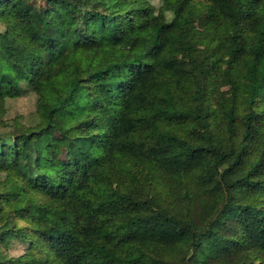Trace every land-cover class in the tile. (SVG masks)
I'll return each instance as SVG.
<instances>
[{
    "label": "trees",
    "instance_id": "trees-1",
    "mask_svg": "<svg viewBox=\"0 0 264 264\" xmlns=\"http://www.w3.org/2000/svg\"><path fill=\"white\" fill-rule=\"evenodd\" d=\"M19 1L0 0V245L28 247L0 264H264V0L216 12L244 40L228 58L193 22L205 0Z\"/></svg>",
    "mask_w": 264,
    "mask_h": 264
},
{
    "label": "rangeland",
    "instance_id": "rangeland-1",
    "mask_svg": "<svg viewBox=\"0 0 264 264\" xmlns=\"http://www.w3.org/2000/svg\"><path fill=\"white\" fill-rule=\"evenodd\" d=\"M19 1V0H18ZM162 0H141L142 3L145 4L146 9L152 11L153 15L157 13V10L160 6ZM22 3V1H19ZM94 4L100 5L102 4V0H93ZM200 7L202 13L197 14L193 18V22L197 29L200 31H204L205 37L208 40L209 44L207 45L208 52L217 51L219 52L224 58H228L234 52V50H242L244 48L243 43L244 40L242 38L237 40H230L228 42H222L219 36L216 34L215 27H216V19L217 13H223L225 11V3L224 0H205V3H200ZM242 9L244 12L246 8L244 4H242ZM172 14H169V19L172 18ZM71 19L70 17L68 18ZM3 38L5 37V41L9 39V35L3 33ZM181 44H185L188 42V38L186 35H181L179 38ZM122 46H128L129 42L127 39L121 42ZM138 51L141 52L143 49V41H140L138 45ZM166 60L167 59H155L154 66L155 69H162L166 68ZM195 66L198 71L208 70L210 65L202 59L195 58L194 59ZM158 84V80L152 76L151 74H145L140 79L137 80L136 86L138 89L142 90L146 86L149 87H156ZM35 105V96H28L19 100H11L6 104V110L4 112V118H12L16 115L23 114V116L29 113L31 110L34 109ZM8 110V111H7ZM7 111V113H6ZM26 116V115H25ZM124 127L126 129H133L134 123L130 119H125ZM14 241L11 245L7 248L5 246L0 245V250H2L7 255H23L28 247L26 243L21 241L22 239L14 238ZM16 240V241H15ZM10 255V256H11Z\"/></svg>",
    "mask_w": 264,
    "mask_h": 264
}]
</instances>
